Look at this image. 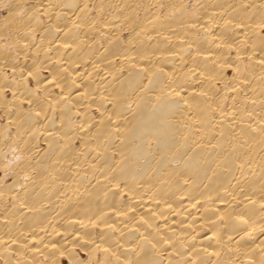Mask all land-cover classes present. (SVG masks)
<instances>
[{
    "label": "bare ground",
    "instance_id": "6f19581e",
    "mask_svg": "<svg viewBox=\"0 0 264 264\" xmlns=\"http://www.w3.org/2000/svg\"><path fill=\"white\" fill-rule=\"evenodd\" d=\"M0 264H264V0H0Z\"/></svg>",
    "mask_w": 264,
    "mask_h": 264
}]
</instances>
